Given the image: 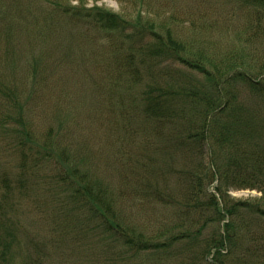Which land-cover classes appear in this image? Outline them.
I'll list each match as a JSON object with an SVG mask.
<instances>
[{"label": "trees", "instance_id": "trees-1", "mask_svg": "<svg viewBox=\"0 0 264 264\" xmlns=\"http://www.w3.org/2000/svg\"><path fill=\"white\" fill-rule=\"evenodd\" d=\"M89 1L0 0V141L20 154L18 189L44 185L53 200L37 207L56 215L35 243L2 179L0 264H54L67 247L88 249L89 264H264V0H228L250 49L223 56L157 24L153 0H113L131 18ZM204 31L227 32L214 19ZM79 71L107 146H89L85 99L67 90ZM243 191L260 199L229 196Z\"/></svg>", "mask_w": 264, "mask_h": 264}, {"label": "rangeland", "instance_id": "rangeland-1", "mask_svg": "<svg viewBox=\"0 0 264 264\" xmlns=\"http://www.w3.org/2000/svg\"><path fill=\"white\" fill-rule=\"evenodd\" d=\"M67 7H75L78 4L76 2L67 1L65 3ZM87 8L97 7L105 11L117 15L126 14L131 16L133 15L132 8L127 6H121L113 0H100L98 2L89 1L86 3ZM147 12L150 17L155 19L157 24L163 23L171 27L172 32L175 34V37L182 41L186 42L194 51L212 54L217 53L218 56H223L224 53L229 51H236L241 53L242 49H250L249 45L238 41L237 37L234 36V33L238 32L241 26L245 23V13L240 12L234 3L228 0H153L152 6L148 8ZM214 19V22L217 25H220L222 32L225 29L227 32L224 33V36L216 35H204L205 26ZM202 27L204 28L202 30ZM202 31L203 35H202ZM217 31L218 35L222 33ZM99 37V36H98ZM202 37L204 41H202ZM100 41L106 42L100 38ZM99 45V44H98ZM73 51L76 52L82 47V43L77 40L75 43H72ZM101 49H105L104 52H97L96 55L103 58L104 63L111 64L112 59L115 57V53L110 50L109 46L106 49V46L101 44ZM96 49V48H95ZM86 56L94 54L88 50L87 47L83 50ZM92 53V54H91ZM100 53V54H99ZM108 54V55H107ZM75 56V54H74ZM93 56V55H92ZM207 56V55H206ZM111 68V66H110ZM78 83L71 84L67 83L68 92L75 91L81 95L86 102V109L83 116L80 117V122L85 129V133L90 134L92 139L89 142V146H95L96 144H101L107 146V129L108 123L101 118L95 117L93 111L91 110L94 106L93 103L96 101L95 95H91L88 92L87 87L82 85L86 75L84 72L79 71L78 73ZM78 85V86H77ZM90 111L88 112V108ZM45 114L37 113L34 121L35 130L38 133H45L49 129V124L46 123ZM94 116V117H93ZM90 122V123H89ZM86 123V125H85ZM96 129L97 132L94 130ZM3 133H0V140L3 138ZM95 149V148H94ZM20 154L11 149L9 146H5L4 142L0 141V202L2 196H4L5 188L2 183V179H7L10 187L13 188L15 194L13 195L14 202L18 204V218L21 220L23 225L28 229V234L31 238L37 242L47 241L52 233H50L49 228H45V219L51 221L56 217L50 211L42 210L37 207L38 203L36 201H43L47 197V201L53 200L51 195H46L47 190L44 185H42L41 191L31 195V181L27 179V182L24 183L22 189H18L20 186V179H24L25 175L20 170ZM103 159V156H102ZM101 159V160H102ZM51 173H47L49 176ZM25 189V192H23ZM230 198L234 201L242 202H254L255 200L260 199V195L255 192H231L229 194ZM44 202L40 203L43 204ZM50 243V242H46ZM51 247V246H49ZM62 251H66L65 258L59 257L54 264H89L87 259L88 249H74L72 247L64 248ZM85 251L87 254L83 253ZM60 255L61 252H60Z\"/></svg>", "mask_w": 264, "mask_h": 264}]
</instances>
